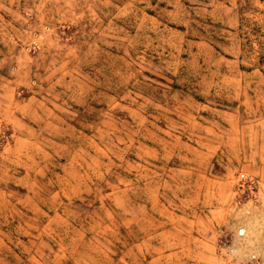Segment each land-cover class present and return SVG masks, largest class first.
I'll return each instance as SVG.
<instances>
[{
    "label": "rangeland",
    "instance_id": "rangeland-1",
    "mask_svg": "<svg viewBox=\"0 0 264 264\" xmlns=\"http://www.w3.org/2000/svg\"><path fill=\"white\" fill-rule=\"evenodd\" d=\"M0 264H264V0H0Z\"/></svg>",
    "mask_w": 264,
    "mask_h": 264
}]
</instances>
